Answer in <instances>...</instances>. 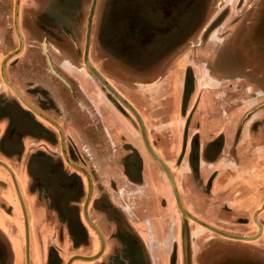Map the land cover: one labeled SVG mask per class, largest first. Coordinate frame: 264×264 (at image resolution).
Wrapping results in <instances>:
<instances>
[{
	"label": "crops",
	"instance_id": "crops-1",
	"mask_svg": "<svg viewBox=\"0 0 264 264\" xmlns=\"http://www.w3.org/2000/svg\"><path fill=\"white\" fill-rule=\"evenodd\" d=\"M4 2L0 0V60L12 51ZM22 53L4 65L6 78L19 90L20 73L27 74ZM204 64L208 66L209 60ZM244 72L247 76L240 79L212 75L200 81L193 73L187 79L183 70L171 71L145 85L142 92H121L142 117L148 142L172 173L184 209L217 232L256 238L231 240L195 226L193 237L201 243L189 264H264V61L249 60ZM76 79L90 95L99 120L79 110L66 92L47 94L55 108H38L62 128L66 149L70 141L84 155L83 162L77 160L93 178L87 212L104 236L106 250H118L121 238L123 247L139 249L145 264H150L164 230L158 206L162 203L165 208V197H172L169 185L160 166L143 149L134 125L117 110L112 112L83 76ZM104 133L113 143L111 155L103 143ZM0 163L10 169L26 210L29 264H41L37 240L42 233L51 234L53 241L43 264L56 261L55 247L64 242L74 243L64 262L73 255H94L98 239L81 208L85 179L61 160L54 128L23 107L1 80ZM71 195L73 201H66ZM17 200L9 174L0 166V264H24L23 220ZM127 202L130 206H125ZM130 210L132 220L123 216ZM39 225H44L43 230ZM159 226L161 233L156 234ZM83 235L91 248L83 247ZM188 235L187 228V239ZM98 261L74 260L72 264Z\"/></svg>",
	"mask_w": 264,
	"mask_h": 264
},
{
	"label": "rangeland",
	"instance_id": "rangeland-1",
	"mask_svg": "<svg viewBox=\"0 0 264 264\" xmlns=\"http://www.w3.org/2000/svg\"><path fill=\"white\" fill-rule=\"evenodd\" d=\"M118 1L119 0H96L93 15L92 37L94 45L90 49L89 58L90 64L94 68L100 70L107 81L113 85L115 89L120 91V93L129 90L142 92V87L147 88L145 85L149 84L151 81L141 82L139 80L137 81L134 77L126 76V70L124 71L122 68L118 67V63H120V66L126 64L131 67L132 70H138L144 66H147L146 68L152 71L157 70L156 74H154L157 79L159 76L168 74L171 71H174V74H176V72L180 70H183L184 74H187V79H190L191 72L198 76L202 69H206L210 77L216 75V77L219 78L240 79L247 76L244 69L249 63V60L253 59L259 61L260 57L264 56V52H261V50L264 49V0H262V2L261 0H194L189 7L191 16L188 20H186L188 17L184 18L186 11L184 10L181 12V29L179 27V32L174 30L175 33L173 31H171L173 33H167L165 35L166 42L164 41V36H158L159 38L156 39V42L157 44L160 43L159 45L161 48L156 50V53L158 51L157 55L156 53L153 54V51L147 54L145 58L133 57L134 63L131 65L127 64L126 61H124V63L123 59H120L121 54H119L120 50L118 45H116V41L112 40L110 37L111 34L114 33V28L118 26V23L114 22V20L117 19L118 13V11L115 12V9L120 8V3H125L127 5V2L124 0ZM90 2L91 0H21L19 2L18 23L23 35L22 48L24 47V50L22 53L21 48L16 55L9 59L13 60L22 53L23 60L26 61L25 68L27 74L20 73L22 90L17 89L19 92L21 91L23 94L27 95L26 97L31 99V102H28L37 109L39 105H43L47 108H55L52 106L51 100L47 97L48 93H53L54 83L51 81L52 76L48 71L49 67H47L48 64H46L45 61L48 59L51 62L50 67L53 68L52 59L58 57L52 49L54 45L53 47H49L45 53L40 49V34L36 26L38 24L37 22L41 19L38 17V14H40L38 10L40 7L45 9V14L53 24L59 23L63 27H69L72 31H75L77 27H79L74 33V45H76L79 54L74 53L76 51L73 47V50H71V48L69 50L72 57H77L73 65L79 67L80 64L78 63L81 55L80 50L85 28L84 25ZM12 3L13 0H5L4 2L5 7H7L6 12L8 17L6 19L10 21L8 34L9 37H11L10 43L12 45V50H14L17 46V38L12 23ZM1 21H3V19H1ZM65 34L71 36L66 30ZM61 36L60 43L64 42L62 45H66V47L69 48L70 44L68 40L65 37V39H62ZM175 41L177 42L175 43ZM0 43H3V38L1 36ZM257 49L259 53L256 52ZM61 54L67 56L69 53L66 51V48L62 47ZM123 54L125 53H122V55ZM59 58L60 57L57 59ZM205 59H208L210 62L208 66L204 64ZM54 61L56 62V60ZM54 68V71L57 70V68ZM124 68H126L125 65L123 66V69ZM85 79L91 83L93 88H98L100 91L106 92V94L108 93L103 87H98V83L93 82L89 78ZM208 84L211 85L212 83L209 82ZM187 87L190 88V81ZM40 89H42L44 93H41ZM108 97H111L109 93ZM122 97L130 103L124 96ZM117 105L119 104L114 105L110 102L107 106L112 109L113 112L115 109H118ZM124 116L127 117H125L126 120H131L130 116L126 113ZM134 130L139 134L137 125L134 126ZM145 132L147 136L146 129ZM68 143V149L71 151V146H76V144L70 141ZM159 143L161 144L160 141ZM81 156L82 157L79 158L83 160L84 155H82V153ZM3 191L6 193L5 190ZM73 199L72 195L69 197L67 196L66 201H73ZM122 199L123 198L120 200ZM120 200L118 201L119 204L122 203ZM164 201L166 202L165 208H162V203L158 206V218L162 220L164 230L160 239L156 240V246L153 250L154 257L150 264H168L169 256H171L170 264H182L181 255H183V252L180 240L181 224H179V215L175 209L173 197H165ZM126 205L130 206L128 202L125 203V206ZM131 213L132 211L130 210L129 213H123V216L125 218L129 217L128 219L132 220L134 215ZM201 227L204 228L203 226ZM43 228L44 225H39V230H43ZM139 228L137 227L138 232L141 230V228ZM187 228L189 237L187 239L186 252L190 262V260H194V249L197 248L201 242L193 237L197 229L195 225L192 223L190 225L188 224ZM50 236L49 234L47 235V233H42L40 241L37 240V252L39 253V261L41 264H43V258L45 260L46 257L44 254H46L47 249L53 243ZM122 242L123 240H121V238L117 242L120 249L127 248V244L123 247ZM55 248L53 253L54 255L56 254L59 259L58 264H63L65 257L73 251L68 242H64ZM224 258L222 254L220 261L222 262ZM138 259L139 260H136L134 264H143V261L139 257ZM214 263L211 262V264ZM52 264H55V262H52Z\"/></svg>",
	"mask_w": 264,
	"mask_h": 264
},
{
	"label": "flooded vegetation",
	"instance_id": "flooded-vegetation-1",
	"mask_svg": "<svg viewBox=\"0 0 264 264\" xmlns=\"http://www.w3.org/2000/svg\"><path fill=\"white\" fill-rule=\"evenodd\" d=\"M120 1H122V0H119L118 2H120ZM124 1L127 2V5L125 3L124 4L120 3V6H119L120 8L117 7L119 9H115L116 10L115 12L118 11V13H117V19L114 20V22H117L118 26L116 28H114V33L111 34L110 37L112 38V40L116 41V45H118V47H119V50H120L119 54H121L120 59L121 60L123 59V62L126 61L127 64H130V65L132 63H134L133 57H136V58L144 57L145 58V56L147 54H149L150 52L154 51L153 54H155L156 50H159V48H161L159 45L160 43L157 44V42H156V39L159 38L158 36H160V35H162L161 37L164 36V41H165V39H166L165 35L167 33L171 32V31H173L175 33L174 30L179 32V30L181 29V24H180V17L182 16L181 12H183L184 10L186 11L184 18L188 17L186 19V20H188L191 16L190 15L191 12H189V7L194 2V0H124ZM19 2H20V0H19ZM261 2H262V0H261ZM12 5H13V3H12ZM18 7H19V5H18ZM88 9H89V7H88ZM38 12L40 13V14H38V17L41 19L39 20V22H37L38 24L36 26L38 27L37 31L40 34V42H39L40 49H41V51H43L45 53V51L47 52V49L49 47H51V46L53 47V45H54V47L52 49L55 52V54L58 57H60L59 59H57L58 57L52 59V66L54 65L55 68H57V70H55L56 72L53 70L54 66H53V68L50 67L51 62L48 59L45 61L46 64H48L47 67H49L48 71L52 76L51 81H53V83H54L53 84L54 85L53 86V88H54L53 93L63 94L66 92L67 94L70 95V98L73 100L74 105L79 110H84V112H86V114H88V117H90L91 119L94 118V120H97V119L99 120L100 117H99L98 111H97L95 105H93V103L89 100L90 95L87 94L83 90L82 84L80 83V80L76 79V77L80 78L83 76L84 80H85V78H89L93 82L98 83V87L101 86V84L92 75H90L87 72V70L84 68L83 63H82V51H83V47H84L85 28H84V33H83L82 46H81V50H80L81 55H80L79 63H78V64H80V66L75 67L73 64L75 63L74 61L76 60L75 58H77V57H72L71 52L69 50H70V48H71V50L74 49L76 52H74V51L73 52L79 54V51H77L76 45H74L75 44L74 43V39H75L74 33L76 32V30L79 29V27H77V29L75 31H72L69 27H63L59 23L53 24L52 22H50L47 15L45 14L46 13L45 9H43L42 7H40ZM87 14H88V10H87ZM93 15H94V12H93ZM183 16H184V14H183ZM85 24H86V21H85ZM18 25H19V23H18ZM84 27H85V25H84ZM179 27H180V29H179ZM20 28L21 27L19 25V29ZM65 30H66V32H69L71 36H69L68 34H65ZM20 32H21V29H20ZM173 32H171V33H173ZM21 35H22V32H21ZM60 36L62 39L66 38L68 40V42L70 44L69 48L66 47V45L65 46L62 45L64 42L60 43ZM92 37H93V17L91 20L89 43H88V49H87V59L89 62H90L89 52H90L91 47L94 45L93 41H92L93 40ZM16 38H17V36H16ZM22 38H23V35H22ZM176 42L177 41H175V43ZM17 43H18V41H17ZM62 47L66 48V51L69 53L67 56L65 54H61V48ZM72 47H73V49H72ZM256 52L259 53L258 49L256 50ZM261 52H264V49H262ZM122 53H125V54L122 55ZM157 54H158V51H157L156 55ZM62 55H64V56H62ZM54 60H56V62ZM262 61H264V56L260 57L259 61H257V62L260 63ZM118 65H119L118 67L122 68V70H124V71L126 70V72H125L126 76L134 77L137 79V81L139 80L141 82H149V81L154 82L157 79V77H155V75H154V74H156L157 70L152 71L151 69L146 68L147 66H144L143 68L138 69V70L137 69L132 70L131 67L127 66L126 64H122L123 66L124 65L126 66V68H124V69H123V66H120V63H118ZM216 69H217V67H216ZM95 70L107 81L106 77L104 76V74L100 70H98L97 68H95ZM201 71L198 74V78L200 79V81H203L204 78H206V76H208V74H207L206 69H202ZM60 73H62V74H60ZM191 74H192V72H191ZM185 76H187V74H185ZM151 82H149V84ZM58 83H59V87L57 86ZM146 85H148V84H146ZM111 86L113 87V85H111ZM142 88H145V87H142ZM95 89L98 90V92L104 97L105 103H110L111 100H114L112 97H108V93L106 94V92L104 93L103 91H100L98 88H95ZM113 89L120 96L122 95L114 87H113ZM40 92L44 93V91L42 89H40ZM113 104L116 105L119 103L117 101H115V103H113ZM130 105L133 107L132 104H130ZM117 106H118V109H115V110H117L116 112H118V114L121 117H126V116H124L125 113L127 115H129L131 118L130 122L135 126L136 122H135V119L133 118V116L122 105L119 104ZM136 112H138V111L136 110ZM113 114H116V113H113ZM138 115L141 119L142 117L140 116V114H138ZM74 121H76V123H78L77 118H74ZM144 128H145V126H144ZM61 130H62V128H61ZM103 137H104L103 143H104L105 149H107L109 154L111 155V153L113 151V143L111 142V138L108 134H105ZM63 141H64V134H63ZM147 141H148V139H147ZM142 147H143V145H142ZM64 149H65L66 155L69 158V160L71 162H73L74 164H76L77 166L84 169L82 163L79 160H77V159H79V157H82V156H81V152L76 148V146L72 145L71 151H70L69 149H66L65 144H64ZM82 155H83V153H82ZM59 156H60L61 160L64 162V160L61 157L60 151H59ZM77 162H80L81 165L78 164ZM67 166H69V165H67ZM70 168L73 169L74 171H76L81 176H83V174H81L79 171L75 170L72 167H70ZM84 170L90 176L91 181H92V188H93L92 175L88 170H86V169H84ZM123 171H124V176L127 177V174L125 173V167L123 168ZM83 178L85 179L84 176H83ZM85 182H86V179H85ZM199 204H200V202H199ZM191 217H192V215H191ZM192 221L193 220H189V218H188L187 224L190 225L192 223L195 226H197L198 228L204 230L205 232H208V233L213 232L211 230H210L211 232H209L208 230L202 228L201 226H198L197 224H195ZM87 226L95 233V231L88 224H87ZM258 227H259V225H258ZM160 233H161V227L159 226V228H156V234H160ZM255 234H257V236H259V234H260V229L257 228V226H256V233ZM255 234L253 236H255ZM95 235L97 236L96 233H95ZM215 235H217V234H215ZM226 235H228V234H226ZM228 236H231V235H228ZM103 238H104V236H103ZM241 238H244V237H241ZM81 239H82V243L84 244L83 247H86L89 249L91 247V243L88 240V238L83 235V237ZM97 239H98V236H97ZM245 239H246V241H252L256 238L250 237V238H245ZM104 242H105V240H104ZM97 244H98V247L100 248L99 239L97 240ZM69 245L73 250L74 243L71 242V243H69ZM98 247H97L96 251L94 252V255L96 253H98V251H99ZM114 251H112V253H110L109 250H106V244H105L103 251L100 253L101 256L97 260H94V262L99 260L98 264H111V263H114V264H134V262L136 260H139L138 259V257H139L143 261V264H145V257L140 253L139 249H135V248H127V249L121 248L120 249V248H118V250H114ZM170 259H171V256H169L168 263L171 262ZM55 260H56L55 262L59 261L56 254H55ZM181 260H182V264H189L187 252H186V260L184 261L183 255H181ZM91 262H93V261H91ZM64 264H65V262H64Z\"/></svg>",
	"mask_w": 264,
	"mask_h": 264
},
{
	"label": "water",
	"instance_id": "water-1",
	"mask_svg": "<svg viewBox=\"0 0 264 264\" xmlns=\"http://www.w3.org/2000/svg\"><path fill=\"white\" fill-rule=\"evenodd\" d=\"M95 2L96 0H91L90 5H89V9H88V14L86 17V24H85V37H84V47H83V51H82V63L84 68L87 70V72L92 75L100 84L101 86L111 95V97L114 100H111L112 104L115 103V101H117L120 105H122L135 119L138 131H139V136L141 139V143L143 145V148L145 150V152L148 154V156L156 163L160 166V168L162 169L165 178L167 180V183L169 185L173 200H174V206L175 209L178 212L179 215V220H180V224H181V246H182V252H183V258L184 261L186 260V249H187V222L186 219L189 218L187 213L185 212L183 206L181 205L179 198H178V194L176 191V187L175 184L173 182V178L171 175L170 170L168 169L167 165L163 162V160H161L153 151L151 145L148 143L147 141V137H146V132H145V128L143 127V123L139 117V115L137 114V112L131 107V105L125 101L114 89L113 87L95 70V68L90 64V62L87 59V49H88V43H89V35H90V26H91V20L93 17V12H94V8H95ZM18 5H19V0H13V5H12V23H13V28L15 31V34L17 36V46L14 50L8 52L5 56L2 57V59L0 60V80L3 83V85L11 92V94L16 98V100L23 106L25 107L27 110H29L32 114H34V116L40 118L41 120L45 121L46 123H48L51 127L54 128V130L57 133L58 136V143H59V151L61 154L62 159L64 160V162L69 165L70 167L74 168L75 170L79 171L81 174H83V176L86 179V194L84 197V201L82 203V216L85 220V222L95 231V233L98 236L99 242H100V248L98 253H96L93 256H70L65 264H71V262H73L74 260H78V261H83V262H91L94 261L96 258H98L99 254L103 251L104 249V238L103 235L101 233V231L99 230V228L90 220L88 213H87V204L89 202L90 196H91V192H92V181L90 176L88 175V173L82 169L81 167L77 166L76 164H74L73 162H71L69 160V158L66 155L65 149H64V141H63V133L62 130L60 128V126L53 121L52 119H50L48 116H46L44 113H42L39 109H37L34 105H32L30 102H28L19 92V90L16 88V86H14L5 76L4 73V65L5 62L11 58L12 56L16 55L22 48L23 46V38L19 29V25H18ZM0 166H2L9 174V177L12 181L13 187L15 189V193L20 205V209H21V214H22V220H23V245H24V264H29V239H28V219H27V215H26V210L22 201V198L20 196L17 184L15 182V179L10 171V169L5 166L4 164L0 163ZM256 213V212H255ZM193 222L203 226L204 228L211 230V231H215L213 229H211L209 226L204 225L203 223L199 222L198 220H196L195 218H192ZM216 233H219L217 231H215ZM222 236H225L224 238L227 239H231V240H239V241H243V238L241 237H231L224 235L222 233H219Z\"/></svg>",
	"mask_w": 264,
	"mask_h": 264
},
{
	"label": "bare ground",
	"instance_id": "bare-ground-1",
	"mask_svg": "<svg viewBox=\"0 0 264 264\" xmlns=\"http://www.w3.org/2000/svg\"><path fill=\"white\" fill-rule=\"evenodd\" d=\"M126 101V100H125ZM132 107V106H131ZM133 108V107H132ZM134 109V108H133ZM135 110V109H134ZM136 111V110H135ZM138 113V112H137ZM141 121H142V123H143V127H144V122H143V120H142V118H141ZM147 137V136H146ZM154 151V150H153ZM155 152V151H154ZM155 154H156V152H155ZM157 156H158V154H156ZM159 157V156H158ZM160 158V157H159ZM161 159V158H160ZM162 160V159H161ZM164 162V161H163ZM165 163V162H164ZM166 164V163H165ZM89 204V203H88ZM88 204H87V207H88ZM184 208V207H183ZM186 212V211H185ZM187 213V212H186ZM187 215H188V217H189V220H192V218L193 217H191V215L190 214H188L187 213ZM253 218H255V214L253 215ZM187 222V221H186ZM193 222V221H192ZM254 222H255V220H254ZM195 223V222H194ZM195 224H197V223H195ZM188 225V224H187ZM198 226H200L199 224H197ZM255 225L257 226V228H259L258 227V225H257V223L255 222ZM212 229V228H211ZM213 230H215V229H213ZM216 231V230H215ZM214 231V233L215 234H217V235H219V236H222L221 234H219V233H216ZM210 232V231H209ZM219 232V231H218ZM224 235H226V234H224ZM228 236V235H227ZM222 237H225V236H222ZM230 238H231V236H230ZM239 238V237H238ZM236 240V239H235ZM243 241H246V239L245 238H243ZM77 256H82V255H77ZM101 256V254H99V256H98V258ZM84 257H86V256H84ZM98 258H96L95 260H97ZM66 262V261H65ZM71 264H72V262H71Z\"/></svg>",
	"mask_w": 264,
	"mask_h": 264
}]
</instances>
